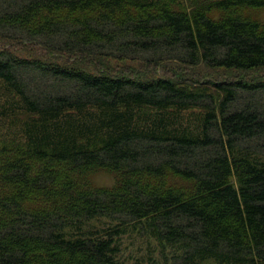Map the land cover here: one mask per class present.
<instances>
[{
	"label": "trees",
	"instance_id": "obj_1",
	"mask_svg": "<svg viewBox=\"0 0 264 264\" xmlns=\"http://www.w3.org/2000/svg\"><path fill=\"white\" fill-rule=\"evenodd\" d=\"M261 7L0 0V117L21 123L0 140V264H264V83L140 81L55 60L264 68ZM101 169L113 185H93ZM136 228L158 253L130 262L121 238Z\"/></svg>",
	"mask_w": 264,
	"mask_h": 264
},
{
	"label": "rangeland",
	"instance_id": "obj_2",
	"mask_svg": "<svg viewBox=\"0 0 264 264\" xmlns=\"http://www.w3.org/2000/svg\"><path fill=\"white\" fill-rule=\"evenodd\" d=\"M252 15L264 21V7L251 9ZM30 45H24L21 55L38 56L39 51H31ZM58 62H68L70 66L82 68L88 72L96 73L103 71L114 75H125L134 77L140 81H149L159 76H165L171 80H181L187 83L205 84L211 81H238L243 80L250 83H264V68L236 69L227 66H209L203 62L197 64H187L181 61H168L159 65L147 64L137 59L115 58L102 55H79V57L66 56L65 58H55ZM208 84V83H206ZM2 84L0 83V94ZM214 91V89H211ZM216 92V91H214ZM0 101L5 98L4 92L0 95ZM186 115V114H185ZM21 132V123H13L11 119L0 117V140L14 139ZM116 175L113 171L101 169L92 175L94 186H111L115 183ZM108 221V222H107ZM94 224L112 225L109 220L101 219L94 221ZM139 228L130 229L121 238L122 256L127 261L136 258H144L150 253H158L157 242L138 232ZM201 264H218L215 260H207Z\"/></svg>",
	"mask_w": 264,
	"mask_h": 264
},
{
	"label": "bare ground",
	"instance_id": "obj_3",
	"mask_svg": "<svg viewBox=\"0 0 264 264\" xmlns=\"http://www.w3.org/2000/svg\"><path fill=\"white\" fill-rule=\"evenodd\" d=\"M196 7V6H195ZM15 41V40H14ZM3 43V42H2ZM24 55V54H23ZM69 65V64H68ZM8 95V94H7ZM19 98V97H18ZM11 101V100H10ZM17 110V109H16ZM68 112H71V111H68ZM74 112V111H73ZM79 114V113H78ZM78 116V115H77ZM66 139H67V137H66ZM86 142V141H85ZM41 162V161H40ZM97 167V166H96ZM39 168V167H38ZM94 168V167H93ZM89 169V168H88ZM82 170V169H81ZM84 170V169H83ZM67 173V172H66ZM76 177H77V175H76ZM75 177V178H76ZM190 183V182H189ZM186 184V183H185ZM188 184V183H187ZM195 185V184H194ZM192 187V186H191ZM194 188V187H193ZM191 190V189H190ZM181 192V191H180ZM188 192V191H187ZM181 194V193H180ZM32 196V195H31ZM186 197V196H185ZM185 199V198H184Z\"/></svg>",
	"mask_w": 264,
	"mask_h": 264
}]
</instances>
